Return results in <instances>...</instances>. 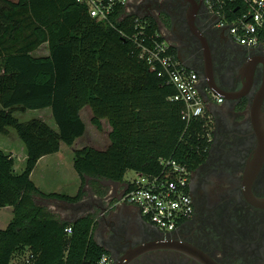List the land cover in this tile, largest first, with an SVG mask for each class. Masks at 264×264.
I'll return each mask as SVG.
<instances>
[{"label": "trees", "instance_id": "16d2710c", "mask_svg": "<svg viewBox=\"0 0 264 264\" xmlns=\"http://www.w3.org/2000/svg\"><path fill=\"white\" fill-rule=\"evenodd\" d=\"M0 7V133H18L28 152L25 170L15 173V158L0 148V208L14 206L15 216L0 229V264H95L111 253L94 239L96 214L74 221L58 218L39 201L58 198L78 202L89 181L125 182L133 170L160 173V159L173 158L189 170L207 154L209 125L183 119L184 106L171 100L177 92L140 57L133 38L136 15L115 26L93 18L77 0H3ZM150 33L158 23L151 18ZM264 42V28L260 32ZM44 43L49 55L34 56ZM90 106L92 122L112 125L105 150L87 146L75 153L82 178L72 197L45 194L31 175L38 161L73 145L86 133L81 110ZM51 108L55 130L40 118L21 121L15 111ZM130 182H128L129 186ZM130 189V188H129ZM128 190V189H127ZM72 227L68 234L66 228Z\"/></svg>", "mask_w": 264, "mask_h": 264}, {"label": "flooded vegetation", "instance_id": "af4514ba", "mask_svg": "<svg viewBox=\"0 0 264 264\" xmlns=\"http://www.w3.org/2000/svg\"><path fill=\"white\" fill-rule=\"evenodd\" d=\"M129 4L135 14L159 24L182 64L198 74L211 115L210 145L190 170L192 215L173 233L146 225L131 237L129 228L109 221L98 242L110 250L115 264L133 256L138 245L162 240L182 248L157 247L126 264H205L196 251L216 264H264V207L249 197L264 199V135L259 132L264 128V45L236 42L207 0Z\"/></svg>", "mask_w": 264, "mask_h": 264}, {"label": "built area", "instance_id": "2783aa9c", "mask_svg": "<svg viewBox=\"0 0 264 264\" xmlns=\"http://www.w3.org/2000/svg\"><path fill=\"white\" fill-rule=\"evenodd\" d=\"M88 6L90 15L99 22L115 26L116 21H126L135 14L129 0H77ZM209 7L219 16V24L229 29L233 39L242 45L261 47L264 42L260 32L264 28V0H207ZM133 35L140 49V57L165 83L174 86L176 94L170 99L184 106L183 119L191 123L195 119H205L207 125L211 115L207 111L208 102L202 96L198 74L186 68L178 58L173 44L166 38L158 24L157 31H149L146 19L135 14ZM219 103L221 97L216 99ZM162 167L158 174L137 173L130 181L128 190L121 201L136 205L141 215L164 233H173L190 218L193 204L187 187L189 168L173 158L160 159ZM130 188V189H129ZM71 234V226L66 228ZM13 264H19L16 260ZM25 264H33L30 259ZM95 264H115L113 256L104 254Z\"/></svg>", "mask_w": 264, "mask_h": 264}, {"label": "crops", "instance_id": "0c3cea01", "mask_svg": "<svg viewBox=\"0 0 264 264\" xmlns=\"http://www.w3.org/2000/svg\"><path fill=\"white\" fill-rule=\"evenodd\" d=\"M47 55L48 54H46V56ZM85 107L90 108L86 109L85 111L87 112V114L89 113L91 115L90 122L92 124V127H95L97 132H99V130H102L101 132H103L104 130V134L102 133L104 146H96L95 143L86 142V139L88 138L87 136L89 135V129L87 123L84 121L86 123L87 130L83 136L78 138L73 145H68L62 142L59 152L43 156L38 161L35 169L33 170L31 178L36 186L40 189V191L45 194L57 193L72 197L76 196L82 186V178L74 166L76 151L87 146L105 150L111 144L110 133L112 131V125L110 124L109 120L107 118L103 119V127L99 129L92 122V108L90 106ZM85 107L81 110V117L83 120V113L85 112L83 110L85 109ZM92 134V137H96V133L94 131H92ZM93 140L94 142H96L94 138ZM77 141L80 142L81 145H91H85L83 147L76 146ZM65 144L69 148L65 147ZM21 147V158H19L18 154L14 155L12 152H10L8 148H5V150L3 149L7 154H12L15 158L14 170L17 174L22 173L27 165L28 152L26 145L25 147L23 145ZM134 173L135 176L128 179L125 178V182L102 180L101 182L104 186H92L88 181L84 189V196L78 202H67L58 198L39 197L38 199L41 203L47 206L50 211H52L58 218L62 220L74 221L90 212L96 214L97 224L94 231V239L97 242V236L101 231L106 229L109 221V224L114 223L117 226H124L126 228H129L130 235L132 237L134 234H139L140 232L146 230V225H153L141 215V212L136 205L121 201V198L128 189V182L135 179L136 177L137 172L134 171ZM3 209L13 212V217L5 223L4 221H2L3 217L1 215ZM14 212V206L0 208V229H6L8 227V225L14 219Z\"/></svg>", "mask_w": 264, "mask_h": 264}, {"label": "rangeland", "instance_id": "374dc122", "mask_svg": "<svg viewBox=\"0 0 264 264\" xmlns=\"http://www.w3.org/2000/svg\"><path fill=\"white\" fill-rule=\"evenodd\" d=\"M12 1H18V0H12ZM3 4H5L4 1L0 0V7L3 6ZM49 53H50L49 44L44 43L33 54H34V56H46V54L49 55ZM86 109H90V108L85 107V109L83 111H85ZM15 115L21 121H29V120L34 119V118H40V119L44 120L45 122L49 123L55 129H57V125H56V122L53 118L51 108H46V109H42V110H26V111L17 109L15 111ZM90 116L91 115L89 113L87 114L86 111L83 113L84 121L87 123L88 129H89V135L87 136L88 138L86 139V142L87 143H95L96 146H104V142L102 140V135L104 134V130H103V132H101L102 130H99V132H97L96 128L92 127V124L90 122L91 121ZM9 131L10 132L8 134L0 133V148L4 149V150H5V148H8V150L10 152H12L14 155L18 154L19 158H21V155H20V153L22 152L21 146L23 145L25 147V144L21 141V139L19 138V135L15 129L10 128ZM92 131H94L96 133V137H92L93 136ZM93 138L96 140V142H94ZM85 145H91V144H85ZM85 145H81V143L78 141L76 143V146L83 147ZM64 146L68 147L66 144ZM68 148H65V149H68ZM133 176H135L134 171L129 170L126 173L125 178L128 179V178H131ZM1 215L3 217L2 221H4V223H5L13 217V212H11L10 210L3 209Z\"/></svg>", "mask_w": 264, "mask_h": 264}, {"label": "water", "instance_id": "95a60500", "mask_svg": "<svg viewBox=\"0 0 264 264\" xmlns=\"http://www.w3.org/2000/svg\"><path fill=\"white\" fill-rule=\"evenodd\" d=\"M259 109H260V106L258 107V110ZM259 132H263V135H264V128H260ZM260 143H261L260 149L264 148V139L260 140ZM262 151H264V149ZM250 166H251V164H250ZM249 197L255 205H259V206L264 207V199H256V197L254 195H249ZM157 247H172V248H178V249L182 248L180 246V244H178L177 242H173V241H166V240L150 241V242L138 245V247L135 249L133 256L135 257L141 253H144L150 249H154ZM196 253H194V255L198 259L202 260L205 264H216V262L214 260H212L211 258H209L208 256H206L200 252H197V251H196ZM133 256H131L129 258H125V259L122 258L118 264H126L130 259L133 258Z\"/></svg>", "mask_w": 264, "mask_h": 264}]
</instances>
